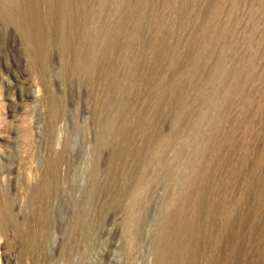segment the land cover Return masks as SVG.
Instances as JSON below:
<instances>
[{
    "label": "rangeland",
    "instance_id": "1",
    "mask_svg": "<svg viewBox=\"0 0 264 264\" xmlns=\"http://www.w3.org/2000/svg\"><path fill=\"white\" fill-rule=\"evenodd\" d=\"M0 222V264H264V0H0Z\"/></svg>",
    "mask_w": 264,
    "mask_h": 264
},
{
    "label": "bare ground",
    "instance_id": "2",
    "mask_svg": "<svg viewBox=\"0 0 264 264\" xmlns=\"http://www.w3.org/2000/svg\"><path fill=\"white\" fill-rule=\"evenodd\" d=\"M71 2V1H70ZM81 17V16H80ZM95 17V16H94ZM122 17V16H121ZM87 19V18H86ZM70 20V19H69ZM101 20V19H100ZM93 26V25H92ZM99 31V30H98ZM99 35V34H98ZM35 40V39H34ZM108 45V44H107ZM0 230L2 231L3 230V225L2 223L0 222Z\"/></svg>",
    "mask_w": 264,
    "mask_h": 264
}]
</instances>
